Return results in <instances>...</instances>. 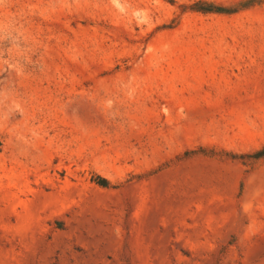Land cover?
Instances as JSON below:
<instances>
[{
  "label": "rangeland",
  "instance_id": "374dc122",
  "mask_svg": "<svg viewBox=\"0 0 264 264\" xmlns=\"http://www.w3.org/2000/svg\"><path fill=\"white\" fill-rule=\"evenodd\" d=\"M0 264H264V0H0Z\"/></svg>",
  "mask_w": 264,
  "mask_h": 264
}]
</instances>
